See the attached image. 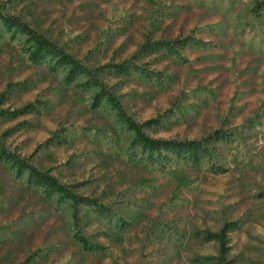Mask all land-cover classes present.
I'll list each match as a JSON object with an SVG mask.
<instances>
[{
  "label": "rangeland",
  "instance_id": "rangeland-1",
  "mask_svg": "<svg viewBox=\"0 0 264 264\" xmlns=\"http://www.w3.org/2000/svg\"><path fill=\"white\" fill-rule=\"evenodd\" d=\"M256 1L0 0V12L24 15L91 67L123 61L148 36L192 33L214 43L186 47L184 63L148 55L151 69L171 76L164 86L138 74L104 79L135 120L161 117L153 137L201 138L223 125L237 137L215 156L225 174L208 172L209 161L164 173L133 165L124 154L130 134L84 77L72 81L68 71L30 60L18 39H0V92L10 82L28 86L3 108L50 105L0 118V134L15 128L6 144L23 156L38 149L39 168L110 211L82 204L76 219L70 201L57 204L0 162V264H20L37 249L45 255L33 264H264V11L249 24ZM55 132L68 143L40 148Z\"/></svg>",
  "mask_w": 264,
  "mask_h": 264
},
{
  "label": "trees",
  "instance_id": "trees-1",
  "mask_svg": "<svg viewBox=\"0 0 264 264\" xmlns=\"http://www.w3.org/2000/svg\"><path fill=\"white\" fill-rule=\"evenodd\" d=\"M264 11V1L257 0L253 5V18L249 24H253L257 16ZM0 39L20 41L21 50L34 62H48L55 68L68 71L70 80L74 81L80 76L86 81L83 83L87 90L94 89L96 92V103H104L105 112L111 116L116 124L130 134L128 144L124 148L126 160L133 165L150 167L159 172H166L171 168H178L181 164L189 167H199L209 161L207 171L213 174H225L229 167L215 161L217 150L222 143H234L237 140L235 132L220 126L201 138H164L153 137L149 130L157 127L161 117L150 118L144 122L135 120L126 110L123 95L117 93L116 85H110L104 77L114 75L138 74L144 78L155 80L164 86L166 80H170L169 74L157 71L149 67V62L144 61L148 55L165 52L175 56L178 61L184 63L188 59L183 54L186 47L195 49L210 48L212 42L198 38L194 34L176 36L174 38H153L148 36L139 48L129 57L119 63H106L99 66H88L84 60H80L69 53L66 48L50 39L45 33L38 31L27 21L22 14H11L0 12ZM26 82H10L6 89L0 92V118L16 119L23 115L41 113L48 110L50 105L45 101L37 100L29 102L18 108H3L4 102L13 92L27 89ZM23 124L22 122L20 125ZM91 128V127H90ZM14 129H8L0 134V162L12 166L19 179H23L30 186L42 189L47 197H54L57 204L70 201L72 216L76 219L80 216L79 206L85 204L92 207L102 215H109V208L100 203L98 197L80 196L73 193L66 185L53 175L50 170H44L35 163L38 149L31 155L23 156L13 151L4 140L5 136L12 133ZM90 131L91 129L86 128ZM98 134V133H96ZM68 143L62 135L55 132L44 143L40 145L49 147L51 145H62ZM118 224L124 229L130 223L118 218ZM40 250L32 251L20 264H33L38 257H42Z\"/></svg>",
  "mask_w": 264,
  "mask_h": 264
}]
</instances>
